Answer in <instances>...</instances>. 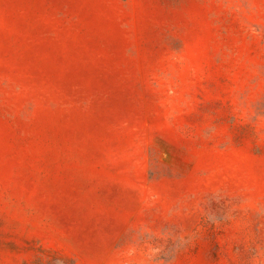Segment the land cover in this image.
Segmentation results:
<instances>
[{
    "label": "rangeland",
    "instance_id": "374dc122",
    "mask_svg": "<svg viewBox=\"0 0 264 264\" xmlns=\"http://www.w3.org/2000/svg\"><path fill=\"white\" fill-rule=\"evenodd\" d=\"M0 264H264V0H0Z\"/></svg>",
    "mask_w": 264,
    "mask_h": 264
}]
</instances>
